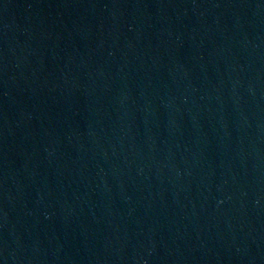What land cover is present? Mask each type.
Wrapping results in <instances>:
<instances>
[{"label":"water","instance_id":"obj_1","mask_svg":"<svg viewBox=\"0 0 264 264\" xmlns=\"http://www.w3.org/2000/svg\"><path fill=\"white\" fill-rule=\"evenodd\" d=\"M0 264H264V0H0Z\"/></svg>","mask_w":264,"mask_h":264}]
</instances>
